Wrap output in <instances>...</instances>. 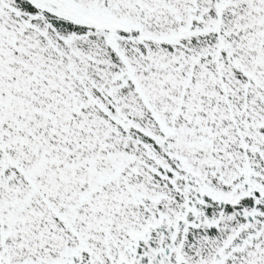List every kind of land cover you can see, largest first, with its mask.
<instances>
[{"label": "snow or ice", "instance_id": "obj_1", "mask_svg": "<svg viewBox=\"0 0 264 264\" xmlns=\"http://www.w3.org/2000/svg\"><path fill=\"white\" fill-rule=\"evenodd\" d=\"M0 264H264V0H0Z\"/></svg>", "mask_w": 264, "mask_h": 264}]
</instances>
